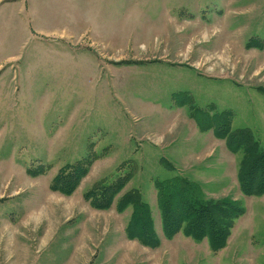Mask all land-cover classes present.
<instances>
[{
    "label": "rangeland",
    "instance_id": "obj_1",
    "mask_svg": "<svg viewBox=\"0 0 264 264\" xmlns=\"http://www.w3.org/2000/svg\"><path fill=\"white\" fill-rule=\"evenodd\" d=\"M218 119L264 149V0H0V264H264V196L243 195L242 152L202 151ZM78 163L91 167L75 194L53 192ZM176 176L242 204L224 250L159 228L145 247L126 237L132 207L85 199L127 179L121 196L139 191L158 227L156 183ZM12 234L26 251L9 259Z\"/></svg>",
    "mask_w": 264,
    "mask_h": 264
},
{
    "label": "trees",
    "instance_id": "obj_2",
    "mask_svg": "<svg viewBox=\"0 0 264 264\" xmlns=\"http://www.w3.org/2000/svg\"><path fill=\"white\" fill-rule=\"evenodd\" d=\"M221 121L222 119L214 121L218 124L217 128H214L215 137L226 141L233 155L241 152L243 154L238 173L243 195L264 196V149L259 147L249 130L233 133L231 121ZM196 122L204 132L213 129L202 124L200 119ZM90 167V164L86 167L84 163H78L66 170L64 173L69 170L71 173H63L55 180L53 192L71 197L88 176ZM127 182L129 181L126 179L109 186L96 185L85 195V199L92 208L100 211L111 210L116 201V209L120 214L132 207L133 213L126 227L127 239L137 241L145 247L158 248L161 240L156 233L154 220L148 210L149 204L144 196L136 190L121 196ZM156 189L163 234L168 241L183 235L197 242L208 240L215 252L224 250L236 221L246 213L242 204L226 199L215 202L206 198L198 182L184 177L176 176L169 181L156 183Z\"/></svg>",
    "mask_w": 264,
    "mask_h": 264
},
{
    "label": "crops",
    "instance_id": "obj_3",
    "mask_svg": "<svg viewBox=\"0 0 264 264\" xmlns=\"http://www.w3.org/2000/svg\"><path fill=\"white\" fill-rule=\"evenodd\" d=\"M201 136H203V137H201V139H200V141H201V143H202V146L204 147V149L202 150V151H204V152H207V150L208 151H214V153H216V151L218 152V154H219V152H220V150L222 151V152H224L223 151V147H225V145H224V143H223V141L222 140H219V139H217L216 138V141H215V137L213 138H209V137H207L208 136V134H203V135H201ZM208 146V147H207ZM240 186V185H239ZM18 196V195H17ZM245 196V195H244ZM19 197H16V196H10V197H7V198H4V201H7V202H9L10 200H11V202H15V201H17L16 199H18ZM0 199H3V198H0ZM116 203H117V201H116ZM116 203H115V205H114V208L116 209ZM67 209H69L70 207H66ZM129 209V208H128ZM128 209H126L125 210V212L126 211H128ZM117 210V209H116ZM98 211H100V210H98ZM124 212V213H125ZM132 213H133V211H132ZM123 214V213H122ZM131 218V217H130ZM130 221V220H129ZM24 222V221H23ZM129 223V222H128ZM128 225V224H127ZM7 226L8 227H11V229L12 230H16L17 228H19V224H14V225H12V224H7ZM157 228H159L160 230H161V235L162 236H164V234H163V228H162V221L160 222V226L158 225V227L156 226V223H155V229L157 230ZM56 229H57V226H56ZM125 233H126V228H125ZM157 233H158V235H160L159 234V232H158V230H157ZM58 234H56V231H55V233L53 232V229H51L50 230V233L48 234V236H57ZM160 235V236H161ZM14 236V240H13V242L11 243V244H9V246H7L6 248H4V250L9 254V259H11L10 258V256L11 255H14V253L15 252H17L18 250H20V251H23V252H25L26 251V249H25V245L23 244L22 245V240H20V238L18 239V241H17V234H12V237ZM44 236H45V234H44ZM12 239V238H11ZM54 239H55V237L50 241V239L48 240V242L47 243H42V240L40 239L39 241H40V247H49L51 244H52V242L54 241ZM129 240V239H128ZM50 241V242H49ZM1 242V241H0ZM4 242V241H3ZM3 242H2V247H4L3 246ZM137 242V241H136ZM20 244H21V246L22 247H20ZM42 245V246H41ZM141 245V244H140ZM72 263V261L70 262V264ZM17 264V263H16ZM23 264H26V262H24Z\"/></svg>",
    "mask_w": 264,
    "mask_h": 264
}]
</instances>
